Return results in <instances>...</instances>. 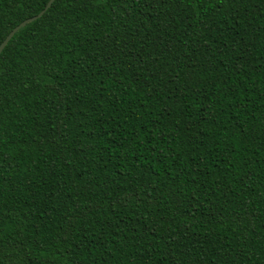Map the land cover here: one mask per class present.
Wrapping results in <instances>:
<instances>
[{"label": "trees", "instance_id": "obj_1", "mask_svg": "<svg viewBox=\"0 0 264 264\" xmlns=\"http://www.w3.org/2000/svg\"><path fill=\"white\" fill-rule=\"evenodd\" d=\"M49 0H0V43ZM0 264H264V0H55L0 54Z\"/></svg>", "mask_w": 264, "mask_h": 264}, {"label": "water", "instance_id": "obj_2", "mask_svg": "<svg viewBox=\"0 0 264 264\" xmlns=\"http://www.w3.org/2000/svg\"><path fill=\"white\" fill-rule=\"evenodd\" d=\"M55 0H49L45 7L35 16L29 17L25 20H23L22 22H20L17 26H15L8 34L7 36L3 39V41L0 43V54L2 52V50L4 49V47L6 46V44L8 43V41L14 36V34L21 28H23L26 24L33 22L37 19H39L46 11L47 9L50 8V6L52 5V3Z\"/></svg>", "mask_w": 264, "mask_h": 264}]
</instances>
